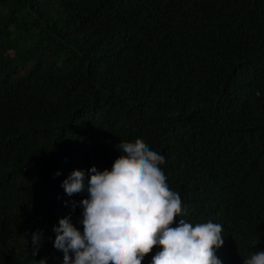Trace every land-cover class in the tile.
Masks as SVG:
<instances>
[{
  "label": "trees",
  "instance_id": "trees-1",
  "mask_svg": "<svg viewBox=\"0 0 264 264\" xmlns=\"http://www.w3.org/2000/svg\"><path fill=\"white\" fill-rule=\"evenodd\" d=\"M137 138L173 226L222 225V264L264 252V0H0V264H63L53 227L83 230L87 192L62 182Z\"/></svg>",
  "mask_w": 264,
  "mask_h": 264
},
{
  "label": "clouds",
  "instance_id": "clouds-1",
  "mask_svg": "<svg viewBox=\"0 0 264 264\" xmlns=\"http://www.w3.org/2000/svg\"><path fill=\"white\" fill-rule=\"evenodd\" d=\"M121 155L111 170H73L62 182L67 195L87 192L79 201L77 223L70 217L53 227L54 247L63 252V264H142L159 246L152 264H222L216 250L223 246V226L208 221L195 226L184 214L179 193L170 190L161 168L165 156L142 139L116 146ZM56 175H60L59 172ZM75 207V203L73 204ZM42 234H32V255ZM36 264H46L41 259ZM243 264H264V252H254Z\"/></svg>",
  "mask_w": 264,
  "mask_h": 264
},
{
  "label": "rangeland",
  "instance_id": "rangeland-1",
  "mask_svg": "<svg viewBox=\"0 0 264 264\" xmlns=\"http://www.w3.org/2000/svg\"><path fill=\"white\" fill-rule=\"evenodd\" d=\"M95 163H96L97 169L102 171V165L97 160L95 161Z\"/></svg>",
  "mask_w": 264,
  "mask_h": 264
}]
</instances>
